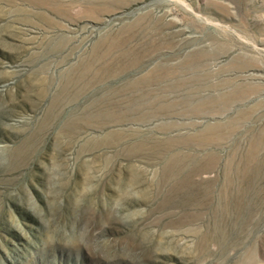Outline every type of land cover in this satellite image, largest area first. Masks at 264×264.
<instances>
[{
	"label": "rangeland",
	"instance_id": "obj_1",
	"mask_svg": "<svg viewBox=\"0 0 264 264\" xmlns=\"http://www.w3.org/2000/svg\"><path fill=\"white\" fill-rule=\"evenodd\" d=\"M0 264H264V0H0Z\"/></svg>",
	"mask_w": 264,
	"mask_h": 264
}]
</instances>
